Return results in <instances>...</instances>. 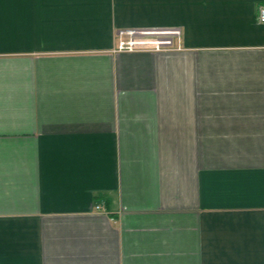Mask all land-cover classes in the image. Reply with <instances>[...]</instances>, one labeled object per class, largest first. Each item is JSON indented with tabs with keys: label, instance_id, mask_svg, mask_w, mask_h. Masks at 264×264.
<instances>
[{
	"label": "crops",
	"instance_id": "1",
	"mask_svg": "<svg viewBox=\"0 0 264 264\" xmlns=\"http://www.w3.org/2000/svg\"><path fill=\"white\" fill-rule=\"evenodd\" d=\"M263 5L0 0V264H264Z\"/></svg>",
	"mask_w": 264,
	"mask_h": 264
},
{
	"label": "built area",
	"instance_id": "2",
	"mask_svg": "<svg viewBox=\"0 0 264 264\" xmlns=\"http://www.w3.org/2000/svg\"><path fill=\"white\" fill-rule=\"evenodd\" d=\"M259 21L264 24V5L259 10ZM179 30L160 31H122L119 33V45L116 52L165 51L175 47V38L180 37ZM99 209V207H98Z\"/></svg>",
	"mask_w": 264,
	"mask_h": 264
}]
</instances>
